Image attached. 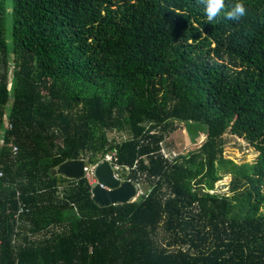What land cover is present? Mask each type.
Listing matches in <instances>:
<instances>
[{
	"label": "trees",
	"instance_id": "obj_1",
	"mask_svg": "<svg viewBox=\"0 0 264 264\" xmlns=\"http://www.w3.org/2000/svg\"><path fill=\"white\" fill-rule=\"evenodd\" d=\"M235 2L0 0V264H264V0ZM180 123L205 139L168 157ZM107 156L138 201L53 175Z\"/></svg>",
	"mask_w": 264,
	"mask_h": 264
},
{
	"label": "water",
	"instance_id": "obj_2",
	"mask_svg": "<svg viewBox=\"0 0 264 264\" xmlns=\"http://www.w3.org/2000/svg\"><path fill=\"white\" fill-rule=\"evenodd\" d=\"M88 166L84 160H71L61 164L53 175L80 180L86 177ZM96 182L92 185L93 200L102 207L134 202L138 186L131 181H122L115 175V168L105 160L94 171Z\"/></svg>",
	"mask_w": 264,
	"mask_h": 264
},
{
	"label": "rangeland",
	"instance_id": "obj_3",
	"mask_svg": "<svg viewBox=\"0 0 264 264\" xmlns=\"http://www.w3.org/2000/svg\"><path fill=\"white\" fill-rule=\"evenodd\" d=\"M226 138L228 142L224 149V158L230 159L239 164L251 162L255 159L257 152L254 151L253 148L249 147L243 140L232 136H228ZM204 139L205 135H200V138L197 139V144H194L187 131V127L184 123H180L179 130L171 134L164 143L165 153L168 157H174L176 154L181 153L187 154L191 150L197 148ZM88 168L90 171V166ZM87 176L92 184L96 182L94 173L90 171ZM116 176L120 178L118 175ZM231 180L232 176L227 175L223 178V180L217 182L215 186L216 193L231 195L229 192V184ZM143 192L144 190H142L141 187H138V194L135 201H138L141 198ZM261 212L264 214V208H262Z\"/></svg>",
	"mask_w": 264,
	"mask_h": 264
},
{
	"label": "clouds",
	"instance_id": "obj_4",
	"mask_svg": "<svg viewBox=\"0 0 264 264\" xmlns=\"http://www.w3.org/2000/svg\"><path fill=\"white\" fill-rule=\"evenodd\" d=\"M205 8L204 11L206 13V19L208 21H212L214 17H216L220 11L224 8V0H204ZM245 6L243 0H236L233 7L230 10L225 12L226 19H236L245 14Z\"/></svg>",
	"mask_w": 264,
	"mask_h": 264
},
{
	"label": "built area",
	"instance_id": "obj_5",
	"mask_svg": "<svg viewBox=\"0 0 264 264\" xmlns=\"http://www.w3.org/2000/svg\"><path fill=\"white\" fill-rule=\"evenodd\" d=\"M11 128V125L9 124V122L8 121H6L5 122V129H10ZM1 136H2V134H1ZM0 144H3V137H1V139H0ZM14 151L15 152H17V148H14ZM106 160L107 161H109L110 163H111V156H107L106 157ZM112 164V163H111ZM98 165H95V166H90V171L92 172V173H94V171H95V169H96V167H97ZM89 171V168H88V170L86 171V177H88L87 175H88V173L90 172ZM0 175H1V173H0ZM90 184L91 185H93L91 182H90ZM21 212H23V209H20V212L19 213H21Z\"/></svg>",
	"mask_w": 264,
	"mask_h": 264
}]
</instances>
